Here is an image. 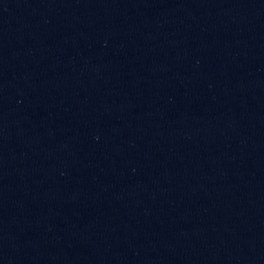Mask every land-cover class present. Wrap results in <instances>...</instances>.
<instances>
[{
    "label": "water",
    "instance_id": "95a60500",
    "mask_svg": "<svg viewBox=\"0 0 264 264\" xmlns=\"http://www.w3.org/2000/svg\"><path fill=\"white\" fill-rule=\"evenodd\" d=\"M0 264H264V0H0Z\"/></svg>",
    "mask_w": 264,
    "mask_h": 264
}]
</instances>
